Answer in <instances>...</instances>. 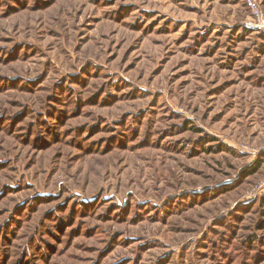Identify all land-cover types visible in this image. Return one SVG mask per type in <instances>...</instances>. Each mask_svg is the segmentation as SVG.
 <instances>
[{"label":"rangeland","instance_id":"1","mask_svg":"<svg viewBox=\"0 0 264 264\" xmlns=\"http://www.w3.org/2000/svg\"><path fill=\"white\" fill-rule=\"evenodd\" d=\"M251 20L246 0H0V264H264Z\"/></svg>","mask_w":264,"mask_h":264},{"label":"built area","instance_id":"2","mask_svg":"<svg viewBox=\"0 0 264 264\" xmlns=\"http://www.w3.org/2000/svg\"><path fill=\"white\" fill-rule=\"evenodd\" d=\"M247 7L252 13V20L246 24L264 29V14L258 0H246Z\"/></svg>","mask_w":264,"mask_h":264},{"label":"trees","instance_id":"3","mask_svg":"<svg viewBox=\"0 0 264 264\" xmlns=\"http://www.w3.org/2000/svg\"><path fill=\"white\" fill-rule=\"evenodd\" d=\"M259 165V163L255 166L254 170L257 168V166ZM254 172V171H253Z\"/></svg>","mask_w":264,"mask_h":264}]
</instances>
